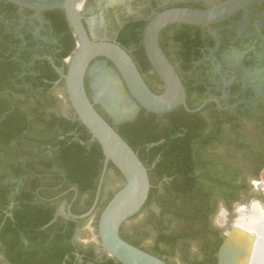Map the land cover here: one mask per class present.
Wrapping results in <instances>:
<instances>
[{"label":"flooded vegetation","instance_id":"1","mask_svg":"<svg viewBox=\"0 0 264 264\" xmlns=\"http://www.w3.org/2000/svg\"><path fill=\"white\" fill-rule=\"evenodd\" d=\"M224 1L84 0L78 13L93 41L122 47L119 38L129 24L149 23L170 8L205 10ZM14 5L18 8H0V53L9 62L0 64V75L8 76L11 85L0 96V264H123L104 249L99 223L126 180L110 162L99 197L101 177L92 190L98 141L67 92L68 59L75 50L64 56L69 32L50 13L61 9L37 12ZM165 28L162 50L181 78L188 107L200 110L180 106L155 113L141 107L135 120L117 123L95 102L89 73L85 87L97 111L119 130L135 122L142 109L157 115L155 134L160 139L140 147L141 152L147 160L155 157L153 168L171 154L176 176L187 165L190 176L202 184L211 198V226L192 242L190 260L205 259L198 248L208 242L218 247L212 250L218 263L237 221L253 214L254 206L264 209V0H253L209 26ZM127 52L136 55L140 49L132 45ZM101 60L105 58L92 66ZM138 60L149 88L162 94L164 82L145 44ZM126 223L121 227L124 237L136 228Z\"/></svg>","mask_w":264,"mask_h":264},{"label":"water","instance_id":"2","mask_svg":"<svg viewBox=\"0 0 264 264\" xmlns=\"http://www.w3.org/2000/svg\"><path fill=\"white\" fill-rule=\"evenodd\" d=\"M7 1L37 12L64 10L77 37V47L68 59L66 87L75 112L93 138L101 145L105 156L98 197L110 162L118 168L126 180L125 186L115 194L100 218L99 234L104 249L123 264H168L121 237L122 225L140 213L147 203L152 184L148 168L138 154L95 108L87 94L85 78L89 73L97 95L95 102H100L117 123L135 120L141 107L155 113H165L180 106H184L189 112L198 111L202 107L192 110L187 105L186 89L162 50L160 34L165 27L173 24L209 26L218 23L253 0H226L205 10L170 8L153 16L145 30L144 44L150 62L165 85V91L160 95L149 88L132 57L120 45L108 41H93L90 38L78 13L84 0ZM99 58L105 60L97 61L92 66L93 61ZM106 59L115 65L118 72L109 66ZM102 73L116 84L118 93L111 86L106 88L103 83L98 84L97 74ZM119 74L131 96L125 91ZM236 229L237 224L235 230L228 232V238L220 249L218 264H223L224 250Z\"/></svg>","mask_w":264,"mask_h":264},{"label":"trees","instance_id":"3","mask_svg":"<svg viewBox=\"0 0 264 264\" xmlns=\"http://www.w3.org/2000/svg\"><path fill=\"white\" fill-rule=\"evenodd\" d=\"M0 8L4 12L10 9H17L18 7L5 0H0ZM50 13H53V18L58 20L60 29L69 32L65 41L64 53V56L68 57L75 50L77 39L69 28L63 10H55ZM147 25L148 22L129 24L119 38L121 46L126 51L132 45L140 49V52L136 55L130 54L139 70L141 64L138 58L141 52H144V33ZM166 29L162 31L160 36L161 45L163 44L162 37L165 35ZM1 46L3 45L0 44ZM1 57L2 54L0 53V64L9 63ZM9 82L8 76L0 75V96L10 89L11 85ZM156 118L157 115L155 113L142 109L141 115L135 122L126 124L125 131L119 130L118 127L111 123L148 168L152 184L149 198L144 208L126 223V226H136L135 231L124 237L121 229V237L130 244L164 260L168 264H176L172 261V258L176 255L181 256L184 264H218L212 252V250L216 251L218 247L213 248L208 242H200L201 247L198 248L207 257L201 261L190 260L192 242L204 237L205 226H211V198L203 192L202 184L194 181L195 178L190 176V168L187 165L180 166V173L176 176L172 166L171 154L153 168L152 164L155 161V157L147 160L141 152L140 147L145 146L147 143L157 142L160 139L155 134V129H157ZM96 151L98 153L99 166L96 180H93L92 184L94 192L101 177L105 160L102 147L98 142H96ZM111 165L113 164L111 163ZM164 178L172 180L163 181ZM160 185L163 188L162 190H160Z\"/></svg>","mask_w":264,"mask_h":264},{"label":"bare ground","instance_id":"4","mask_svg":"<svg viewBox=\"0 0 264 264\" xmlns=\"http://www.w3.org/2000/svg\"><path fill=\"white\" fill-rule=\"evenodd\" d=\"M98 84L112 87L116 84L102 74H97ZM107 85V86H106ZM109 85V86H108ZM223 264H264V209L254 206L253 214L243 215L237 229L230 237L222 256Z\"/></svg>","mask_w":264,"mask_h":264},{"label":"rangeland","instance_id":"5","mask_svg":"<svg viewBox=\"0 0 264 264\" xmlns=\"http://www.w3.org/2000/svg\"><path fill=\"white\" fill-rule=\"evenodd\" d=\"M172 261H174L176 264H184L180 255H176L175 257H173Z\"/></svg>","mask_w":264,"mask_h":264}]
</instances>
